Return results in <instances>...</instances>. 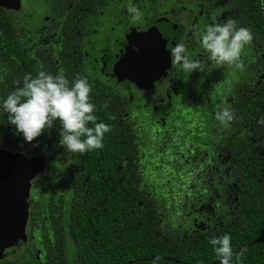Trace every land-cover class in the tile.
<instances>
[{
	"label": "trees",
	"instance_id": "obj_1",
	"mask_svg": "<svg viewBox=\"0 0 264 264\" xmlns=\"http://www.w3.org/2000/svg\"><path fill=\"white\" fill-rule=\"evenodd\" d=\"M219 1L231 8L235 27L247 28L264 49V0ZM33 60L20 61L14 50L0 51V97L21 86L26 73L35 75ZM238 62L239 67L215 73L194 100L156 102L155 117L136 111L123 125L121 108L111 118V109L99 103V88L90 85L94 115L109 128L103 148L91 152L71 153L55 144L58 122L28 143L6 120L0 123V148L33 157L60 147L63 170L57 177L74 175L76 192L83 194L68 197L65 206L62 199L54 202L57 178L45 173V207L34 210L27 257L39 255L43 264H152L155 256L161 257L158 264H218L209 239L228 233L234 252L245 249L233 264H264V55L261 74ZM65 70L62 75L70 81L87 78L85 69L72 63ZM221 104L234 110L224 126L215 120ZM121 132L128 135L123 141ZM174 137L194 143V150L173 156ZM70 158L73 165L66 173ZM57 192L63 196L68 189ZM24 258L0 264H20Z\"/></svg>",
	"mask_w": 264,
	"mask_h": 264
},
{
	"label": "flooded vegetation",
	"instance_id": "obj_2",
	"mask_svg": "<svg viewBox=\"0 0 264 264\" xmlns=\"http://www.w3.org/2000/svg\"><path fill=\"white\" fill-rule=\"evenodd\" d=\"M4 2L7 6H0V51L14 50L20 61L33 56L35 61L32 63V71L43 68L51 74L57 72L62 74L70 63L74 67L85 69L84 75L90 85L100 90L98 93L102 101L99 103L106 109H111V118L118 115L121 108L122 119L119 122L122 125L132 121L129 119L136 111H143L150 117H155L151 110L158 108L156 102L170 100V103H179L194 100V94L210 85L215 73L226 72L231 68L227 64L209 62L207 53L199 43V33L206 25L213 21L231 19V8L219 0H4ZM132 7L141 11L139 21L130 20L131 13L128 10ZM250 41L247 49H242L238 60L249 72L261 74L264 49L254 42L253 37ZM177 43L185 45L189 58L202 61L203 71L194 70L190 74L181 71L180 65L174 63L170 57V49ZM137 55L138 61L142 58L144 61L136 62ZM137 64L142 65L141 72L136 71ZM21 82L22 78L18 84ZM119 101L121 104H118ZM173 107L177 108V104L163 110ZM160 111L159 117L163 112ZM166 113L167 116L170 115L168 111ZM242 131L243 128L236 136L242 134ZM118 136L123 141L128 135L121 132ZM53 141L58 144L56 138ZM171 141L173 144L169 151L173 156L194 150V143H188L187 140L180 141L174 137ZM60 151L59 147L57 152L41 155L45 158L44 171L32 181L29 194L28 225L31 227L34 224V210L38 208L43 211L45 207L42 195L49 187L45 181L47 171L54 173L53 180L57 178L52 186L55 191L54 202L62 199L61 203L65 206L69 204L68 197L83 195L79 191L76 192L74 175L66 174L63 179L66 182L62 184L60 181L63 180L57 177L63 170L62 162L58 160ZM65 163H68L67 173L73 163L71 158ZM86 180L85 177L84 181ZM61 187L63 191L68 189L63 196V192H57ZM66 226L68 231L72 229L71 224ZM31 232L32 229L28 232L30 248L24 253L26 258L20 264H43V259H40L37 253L36 257L34 255L32 258L27 257L32 252ZM24 254L12 258L24 257ZM4 260L6 259L0 261Z\"/></svg>",
	"mask_w": 264,
	"mask_h": 264
},
{
	"label": "clouds",
	"instance_id": "obj_3",
	"mask_svg": "<svg viewBox=\"0 0 264 264\" xmlns=\"http://www.w3.org/2000/svg\"><path fill=\"white\" fill-rule=\"evenodd\" d=\"M128 11L131 21L140 20L142 13L138 8L132 7ZM251 39L252 34L247 28L235 27L234 21L229 18L222 22L213 21L199 33L200 46L207 53L209 62L235 67L240 66V53ZM170 57L186 74L194 70L203 71L202 61L189 58L183 43H177L170 49ZM90 91L85 77H74L70 81L59 72L51 74L43 68L35 75L26 73L21 86L0 97V114H6L0 123L6 120L14 128V133L20 134L28 143L58 122V143L68 152L84 153L102 149L103 136L109 128L94 115ZM233 118L234 110L226 104H221L215 113V120L221 126ZM209 243L218 264H233V258L245 252L243 248L238 253L233 251L228 233L213 236ZM160 259L159 256L153 257L152 264H158Z\"/></svg>",
	"mask_w": 264,
	"mask_h": 264
},
{
	"label": "water",
	"instance_id": "obj_4",
	"mask_svg": "<svg viewBox=\"0 0 264 264\" xmlns=\"http://www.w3.org/2000/svg\"><path fill=\"white\" fill-rule=\"evenodd\" d=\"M0 6H7L0 0ZM136 62H143L142 60ZM141 72V64L135 66ZM45 158L0 149V260L21 256L30 248L29 194L32 181L44 171Z\"/></svg>",
	"mask_w": 264,
	"mask_h": 264
},
{
	"label": "rangeland",
	"instance_id": "obj_5",
	"mask_svg": "<svg viewBox=\"0 0 264 264\" xmlns=\"http://www.w3.org/2000/svg\"><path fill=\"white\" fill-rule=\"evenodd\" d=\"M25 255V254H24ZM23 256V255H22ZM24 259H20V261H23Z\"/></svg>",
	"mask_w": 264,
	"mask_h": 264
}]
</instances>
